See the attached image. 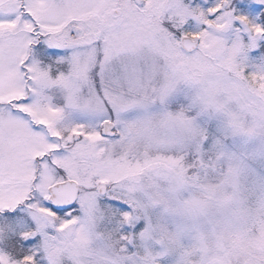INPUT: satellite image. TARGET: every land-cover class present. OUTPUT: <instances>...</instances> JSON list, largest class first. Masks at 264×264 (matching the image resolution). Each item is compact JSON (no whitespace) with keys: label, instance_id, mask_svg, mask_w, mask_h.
<instances>
[{"label":"snow or ice","instance_id":"snow-or-ice-1","mask_svg":"<svg viewBox=\"0 0 264 264\" xmlns=\"http://www.w3.org/2000/svg\"><path fill=\"white\" fill-rule=\"evenodd\" d=\"M0 264H264V0H0Z\"/></svg>","mask_w":264,"mask_h":264}]
</instances>
